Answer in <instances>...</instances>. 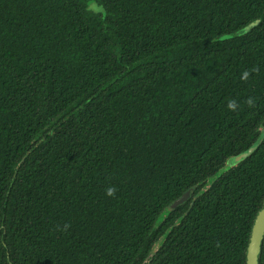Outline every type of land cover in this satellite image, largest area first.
Instances as JSON below:
<instances>
[{"label": "trees", "instance_id": "16d2710c", "mask_svg": "<svg viewBox=\"0 0 264 264\" xmlns=\"http://www.w3.org/2000/svg\"><path fill=\"white\" fill-rule=\"evenodd\" d=\"M263 201L264 0H0V264H245Z\"/></svg>", "mask_w": 264, "mask_h": 264}, {"label": "water", "instance_id": "95a60500", "mask_svg": "<svg viewBox=\"0 0 264 264\" xmlns=\"http://www.w3.org/2000/svg\"><path fill=\"white\" fill-rule=\"evenodd\" d=\"M258 23H259V20L251 23L247 28H245V30H248V28H252L256 26ZM255 149H256V144H253L245 151L235 156L229 157L225 161V164L219 174L235 167L236 165L244 161L247 157H249L255 151ZM194 189L195 188L192 187L186 190L180 197L175 199L169 205L168 208L170 210H174L178 206L186 203L190 199L191 193L194 191ZM263 237H264V201H263L262 208L259 210V212L255 216L253 223H252L249 241H248V245L246 248L245 264H258V256L260 254V248H261Z\"/></svg>", "mask_w": 264, "mask_h": 264}, {"label": "clouds", "instance_id": "9594fccd", "mask_svg": "<svg viewBox=\"0 0 264 264\" xmlns=\"http://www.w3.org/2000/svg\"><path fill=\"white\" fill-rule=\"evenodd\" d=\"M248 77H249V73L247 71H245L241 78L246 81L248 79ZM248 103L251 106L253 102L251 99H249ZM236 107H237V104L235 101L229 102V104H228L229 109L235 110ZM105 191H106V195H108L109 197H114L117 190L114 186H109Z\"/></svg>", "mask_w": 264, "mask_h": 264}]
</instances>
